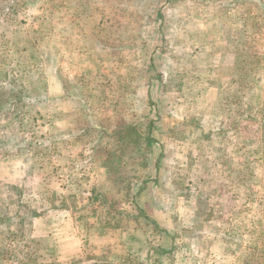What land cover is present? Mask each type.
<instances>
[{"label": "rangeland", "instance_id": "rangeland-1", "mask_svg": "<svg viewBox=\"0 0 264 264\" xmlns=\"http://www.w3.org/2000/svg\"><path fill=\"white\" fill-rule=\"evenodd\" d=\"M102 262L264 264V0H0V264Z\"/></svg>", "mask_w": 264, "mask_h": 264}, {"label": "trees", "instance_id": "trees-1", "mask_svg": "<svg viewBox=\"0 0 264 264\" xmlns=\"http://www.w3.org/2000/svg\"><path fill=\"white\" fill-rule=\"evenodd\" d=\"M165 2H167V3H171V2H173L174 0H164ZM132 126H128L127 127V129L129 130V128H131ZM116 134L118 135V137H120V138H122V140L124 139V138H126L127 136H129V134H128V132L126 133V132H123V130H118L117 132H116ZM152 141L153 140H149V143H152ZM110 171H112L111 170V167H110ZM113 172V171H112ZM94 195L92 196V197H90V203L92 202H97L99 205H100V207L101 206H105V204L107 203L106 201V197H105V195L104 194H102V193H98V195L96 194V193H93ZM106 202V203H105ZM35 214L36 213H34V216H35ZM118 215H120V212H118V211H116V213L115 214H113V215H109V213H108V211L106 212V215H105V217H103L101 214H99V220L100 221H105V226H107V227H113V228H118V227H120L121 226V220L118 218ZM145 216V215H144ZM145 218H147L148 219V217L147 216H145ZM149 220V219H148ZM156 228H158L157 226H156ZM98 264H112V263H108V262H102V263H98Z\"/></svg>", "mask_w": 264, "mask_h": 264}]
</instances>
